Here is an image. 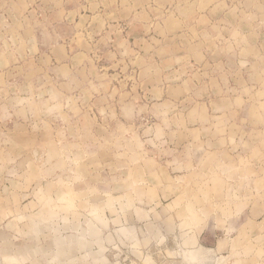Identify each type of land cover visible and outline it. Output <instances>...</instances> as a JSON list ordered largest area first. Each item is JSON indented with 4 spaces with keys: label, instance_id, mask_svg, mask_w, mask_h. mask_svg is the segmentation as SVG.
I'll list each match as a JSON object with an SVG mask.
<instances>
[{
    "label": "rangeland",
    "instance_id": "rangeland-1",
    "mask_svg": "<svg viewBox=\"0 0 264 264\" xmlns=\"http://www.w3.org/2000/svg\"><path fill=\"white\" fill-rule=\"evenodd\" d=\"M127 3L170 28L184 21L183 48L201 57L177 75H134L119 41ZM24 11L44 47L73 40L88 55L68 67L31 60L10 92L0 87L11 104L0 107V264L193 262L174 244L201 226L204 264L230 253L264 264V0H0L2 21ZM104 20L106 40L92 44L81 25ZM11 33L0 27L1 48ZM180 75L192 81L182 97L169 90ZM142 78L161 79L166 95L140 89Z\"/></svg>",
    "mask_w": 264,
    "mask_h": 264
},
{
    "label": "crops",
    "instance_id": "crops-1",
    "mask_svg": "<svg viewBox=\"0 0 264 264\" xmlns=\"http://www.w3.org/2000/svg\"><path fill=\"white\" fill-rule=\"evenodd\" d=\"M217 5L210 4L208 7H206L203 11L198 12L200 16H204L206 12L213 10L216 8ZM123 8H129V14L126 17V20H123L120 25V44L124 47L125 54H132L131 57L127 56V61L130 63V59H132L134 62L131 64V70L133 71L134 75H137L139 77L145 76V75H161L160 67L163 65H168V71L171 74L177 75L179 72V69H182L183 63L186 64L188 61H194L196 58V55L201 57V54L199 52L196 53V55L188 52L183 47H186V44H190L191 40L188 39L187 34H183L182 29L188 27V25L185 24L184 21H175L177 19L175 16H172V20H174L172 28L164 25V23L161 24L160 21H157L156 19H150L149 15L145 17V11L143 7L138 5H129L127 3L123 6ZM26 11V10H25ZM24 12H21L20 17L18 19H12L8 16V19L5 18L3 21L0 20V27H8L12 29L11 36H8L7 41V47L6 49L1 48L2 45H4V42L0 41V87L11 84L12 75L14 73H20L24 72L28 67V64L31 62V60L34 59H41L46 58L47 63L50 62L52 65H59L63 67H68L70 65L69 63H66L68 59H72V55L76 54H86V51L84 53L79 52L78 45H74V41L70 40L69 42H64L63 39H57L55 41H52L50 46L44 47L41 40L33 35V32L29 29H31L34 25L32 24V21L28 20L26 18L27 14ZM4 13L7 12L6 10L3 11ZM4 15V14H3ZM7 15V14H6ZM99 15V14H96ZM55 21H46L44 23H40L39 26H46V28H49L54 24ZM36 25V23H35ZM84 29L93 28L94 26L100 27L99 25H94V23L89 22H83L81 25ZM79 26V27H81ZM109 21L104 20L103 23H101V32L94 33L92 30L89 29V32H92L93 35H91V43L97 44L102 39L106 40L104 37H106L104 34L106 32V29L109 27ZM81 27V28H82ZM45 28V27H43ZM14 30V32H13ZM163 33L160 34V31ZM164 30V31H163ZM158 31V32H157ZM95 34V36H94ZM98 34V35H97ZM198 39V38H197ZM80 40V39H79ZM199 40V39H198ZM111 42L110 40H108ZM114 42V41H113ZM200 43V41H198ZM197 40H194V44L198 43ZM155 44V46H151V48L147 51L144 50V45H150ZM163 44V45H158ZM74 45V47H73ZM114 45V43H112ZM166 45L169 47L168 52L161 53L160 48L166 47ZM176 49V51H175ZM179 49V50H177ZM205 57V56H204ZM202 59V58H201ZM149 61L146 66L142 64V61ZM186 66V65H185ZM58 67V66H57ZM151 70L150 71L148 70ZM198 71L200 69L197 67ZM146 70V71H145ZM27 71V70H26ZM186 71V67H185ZM68 74V73H67ZM148 79L142 78V81L138 83L139 88L142 89L146 87L147 91L155 92L157 91L159 96L157 99H161L163 97V94L161 93V85L162 81L161 79H158L156 82L149 81V84H147ZM191 82L187 78H175L174 80L170 81L172 89H169L171 91L177 90L181 92L179 95L180 97L184 96V93L188 91V89L191 88ZM7 83V84H6ZM156 84V85H155ZM7 85V88L9 90V86ZM147 85V86H146ZM165 90H167V87L164 86ZM1 89V88H0ZM182 90V91H180ZM10 92V90H9ZM164 95V96H165ZM168 95V94H167ZM149 97V96H146ZM8 101H4V104H2V101L0 100V107L5 105L6 107L10 108L11 104ZM142 102V101H141ZM204 103V109L206 113L209 112V103L206 98H204V102H197L196 106L203 105ZM61 106H64V102H62ZM136 106H142L139 103ZM11 121V119H10ZM13 124H15V120H12ZM180 234L179 232H177ZM252 235V234H250ZM190 236H195L196 245L194 246H188L184 244L186 242V238ZM203 242L204 240V226H201L199 229L195 230H188L184 232L181 235L180 242L175 243L174 245V251L177 256V253L180 252L181 256H185L188 253L187 252H195L194 255L196 256V260L193 262L179 260V261H163L160 259L158 254H154V260H150L149 256H145L146 254H141L140 257H142V261L138 260V264H204V246L201 245L199 242ZM200 243V244H199ZM224 244L223 240L219 239H213V242L210 246L207 247V250H211L214 255H218L221 253L220 249L222 245ZM198 245L201 247L199 250ZM177 252V253H176ZM220 254L219 256H224ZM179 254V253H178ZM231 254V255H230ZM229 259L226 261V263L222 264H247L249 261H243L233 259L232 254L230 253ZM228 255V254H226ZM235 257V256H234ZM220 257L217 256L216 261L217 263L220 261ZM254 261V262H253ZM252 264H255V260H253ZM220 263V262H219ZM132 264V263H130Z\"/></svg>",
    "mask_w": 264,
    "mask_h": 264
}]
</instances>
